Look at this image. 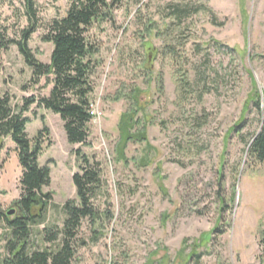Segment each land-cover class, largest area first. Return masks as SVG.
Listing matches in <instances>:
<instances>
[{
    "label": "rangeland",
    "instance_id": "rangeland-1",
    "mask_svg": "<svg viewBox=\"0 0 264 264\" xmlns=\"http://www.w3.org/2000/svg\"><path fill=\"white\" fill-rule=\"evenodd\" d=\"M34 1L38 27L28 45L48 64L46 26L62 18L72 0ZM109 1L118 3L112 19L93 24L87 34L98 50L91 77L98 116L89 125L88 145H69L59 116L37 105L24 114L30 141L48 129L38 164L50 169L43 193L51 201L32 228L34 247H50L42 245L44 229H61L62 206L76 200L72 151L80 148L101 165L107 195L96 206L108 209L111 219L94 237L90 224L82 223L84 245L71 264H195L193 252L201 255L199 264H259L264 165L246 164L245 143L259 131L261 117L250 105L243 109L255 91L264 92V0ZM23 3L0 0L8 39L27 26ZM175 6L188 14L170 25L176 53L170 57L163 54L161 32ZM182 76L189 83L183 93L177 83ZM30 79L16 46L0 50V97L8 95L14 110L24 98L48 96L46 79L38 86ZM131 95L142 108L129 121L130 132L145 129L146 140L125 143L124 160L115 162L120 117L134 109ZM14 147L9 137L0 141V211L15 210L10 219L21 194ZM7 233L0 222V237Z\"/></svg>",
    "mask_w": 264,
    "mask_h": 264
},
{
    "label": "trees",
    "instance_id": "trees-1",
    "mask_svg": "<svg viewBox=\"0 0 264 264\" xmlns=\"http://www.w3.org/2000/svg\"><path fill=\"white\" fill-rule=\"evenodd\" d=\"M23 2L27 26L17 39H8L6 31L0 26V50L16 46L24 64L31 69L29 83L38 86L40 80L44 78L51 85V89L46 97L24 98L22 106L16 110L11 107L8 95L0 97V141L9 137L13 142L21 170L19 179L21 194L15 202L14 218L10 219L12 215L7 216V213L0 211V222L8 231L4 239L0 237V242L1 240L4 242L2 247L4 256L0 255V264H71L79 245H84L78 238L82 223L87 221L90 224L94 237L100 233L99 230L103 228L106 220L111 219L108 209L101 211L100 207L96 206L97 199L107 195L102 168L96 159L83 154L80 148L72 151L77 167V172L72 175L76 200H69L62 206L64 220L61 229L57 227L44 229L42 245L50 247L35 248L31 241L32 228L42 223L51 201V194L43 193V189L50 184V169L47 166L40 167L38 164L48 129L43 126L30 141L25 133L29 121L24 114L30 106L37 105L38 108L59 116L69 145H88L89 125L92 121L91 96L94 92L91 77L98 50L89 43L87 34L93 24L110 21L118 3L109 0H72L66 14L62 18L52 20L46 26L42 42L51 44L52 51L49 63L43 64L35 58L28 45L38 27L35 1ZM170 8L171 23L165 25L161 36L164 40L163 54L175 57V50L168 41L171 26L173 23L180 24L188 11L178 6ZM177 83L182 93L189 87L184 76L177 78ZM254 95V98L244 105L243 110L246 111L249 105L254 108L261 117V127L245 143L246 164L250 162L264 165V92L259 95L255 91ZM130 99L133 100L134 109L132 114L126 113L120 117L118 124L120 144L116 147L115 162L124 160L125 143L135 139L146 140L145 129H141V132H130L133 127L129 121H133L142 108L137 95H131ZM137 124L138 120L135 121V125ZM258 245L259 264H264V226L258 232ZM192 255L195 264H199L201 255L195 252Z\"/></svg>",
    "mask_w": 264,
    "mask_h": 264
},
{
    "label": "built area",
    "instance_id": "built-area-1",
    "mask_svg": "<svg viewBox=\"0 0 264 264\" xmlns=\"http://www.w3.org/2000/svg\"><path fill=\"white\" fill-rule=\"evenodd\" d=\"M90 116H91L92 120H94L98 116V113L95 110L93 105L90 106Z\"/></svg>",
    "mask_w": 264,
    "mask_h": 264
},
{
    "label": "water",
    "instance_id": "water-1",
    "mask_svg": "<svg viewBox=\"0 0 264 264\" xmlns=\"http://www.w3.org/2000/svg\"><path fill=\"white\" fill-rule=\"evenodd\" d=\"M15 207H16V205H15ZM14 212H15V210H11V211L7 212V216L13 215Z\"/></svg>",
    "mask_w": 264,
    "mask_h": 264
}]
</instances>
